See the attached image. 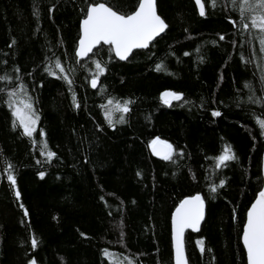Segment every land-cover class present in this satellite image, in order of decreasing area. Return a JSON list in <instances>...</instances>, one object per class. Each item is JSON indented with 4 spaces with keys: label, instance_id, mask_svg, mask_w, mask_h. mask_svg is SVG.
Segmentation results:
<instances>
[{
    "label": "trees",
    "instance_id": "1",
    "mask_svg": "<svg viewBox=\"0 0 264 264\" xmlns=\"http://www.w3.org/2000/svg\"><path fill=\"white\" fill-rule=\"evenodd\" d=\"M137 1L0 0V264H172L169 214L195 193L204 219L185 230L188 264H244L238 236L264 146L260 32L240 23L243 0H202L204 16L191 0H155L167 28L148 48L122 61L103 44L75 56L89 4L128 14ZM95 62L105 73L94 89ZM12 92L39 117L31 137ZM165 92L183 98L166 104ZM155 139L172 145L170 160L150 155ZM226 147L235 159L217 168Z\"/></svg>",
    "mask_w": 264,
    "mask_h": 264
},
{
    "label": "snow or ice",
    "instance_id": "2",
    "mask_svg": "<svg viewBox=\"0 0 264 264\" xmlns=\"http://www.w3.org/2000/svg\"><path fill=\"white\" fill-rule=\"evenodd\" d=\"M196 3L199 6V14L204 16L206 14L205 4L202 0H196ZM208 3L209 6H215L216 0H208ZM243 3L247 7L241 8V12L246 13L247 17L246 19H242L240 23L243 24L245 30L250 28L258 30L260 32V43L264 46V0H243ZM232 23L235 25L237 21L233 20ZM166 28L167 24L156 12L155 0H139L137 10L131 14L120 13L111 6H106L104 3L91 5L86 10V18L82 22V36L79 40V48L76 56L82 60L88 57L94 48L103 44L111 46L115 56L120 60H127L134 49L148 48L150 43L164 32ZM224 38L223 35L220 36L221 40ZM55 67L61 73L65 71L59 60L56 61ZM95 68L97 72L91 79V87L94 89L98 87L99 76L105 73V68L100 62H95ZM161 68V65H157V71L161 70ZM63 78L68 79L67 76ZM68 82L71 83V80H68ZM16 95L15 92L9 93L10 106L15 105L16 102L11 101V97ZM169 98L181 100L183 97L181 94L174 92H165L162 94V99L166 104L169 103ZM113 103L114 101L110 99L107 105L103 107L107 109V106ZM129 103L130 101H125L121 104L117 101L115 102L114 110L127 113L130 110L128 107ZM19 104L22 107L15 106L12 114L19 121V126L23 129L24 135L31 137L36 130L39 117L35 115L30 102L21 100ZM212 115L220 116V113L213 112ZM105 118L111 126L112 110L106 111ZM120 120H123L122 116ZM258 123L262 129V134H264V120L258 121ZM158 144L162 145L165 151L162 153L157 151L156 146ZM43 147L47 149V144L45 143ZM152 148L153 153L160 155L162 159L170 160L172 158V145L157 139L152 142ZM41 154L44 153L42 152ZM54 156V152L47 151L49 160ZM234 159L235 155L229 147H226L223 154L218 157L217 168L224 165L227 161ZM10 167L11 165H9ZM40 175L43 178L44 174L41 173ZM7 179L15 186L16 179L12 174L9 173ZM220 187H223V182H221ZM211 191L216 192L217 188L213 187ZM15 195L17 199L20 198L19 191H16ZM21 207L23 206L21 205ZM27 214V211H25L26 216ZM203 219L204 200L199 195L184 200L176 209L172 219L175 264H188L185 255L184 233L186 229L199 231ZM197 243L201 246V252H203L204 241L200 240ZM242 243L246 249L248 264H264V191L259 193L258 198L247 213V222L243 229ZM32 247L34 249L37 247V240L35 238L32 239ZM32 264H36V261L33 260Z\"/></svg>",
    "mask_w": 264,
    "mask_h": 264
},
{
    "label": "water",
    "instance_id": "3",
    "mask_svg": "<svg viewBox=\"0 0 264 264\" xmlns=\"http://www.w3.org/2000/svg\"><path fill=\"white\" fill-rule=\"evenodd\" d=\"M194 7H195V10L197 12L198 15L199 14V6L197 5L196 3V0H191ZM138 3H139V0L137 1V4L135 6V8L128 14H131L133 13L135 10H137V7H138ZM96 4H99L98 3H94V4H89L86 9H85V12H84V15L83 17L78 21V25H77V29H78V36H77V39H76V43H75V48H74V54L76 56V52L79 48V40L82 36V22L83 20L86 18V10L88 9L89 6L91 5H96ZM110 49H111V46H109ZM135 50V49H134ZM111 52H112V55L114 56L115 59L117 60H120L118 57L115 56V53L114 51L111 49ZM77 57V56H76ZM79 58V57H78ZM122 61V60H120ZM92 79V78H91ZM91 79L89 80V86L90 88L91 87ZM163 94V93H162ZM157 140V139H155ZM154 141V140H153ZM150 142L149 146H148V152L150 153L151 156L155 157V158H161L160 155H156L153 153V148H152V142ZM161 141V140H160ZM157 148V151L159 152H163L165 151L163 149V146L162 145H157L156 146ZM259 170H260V178H261V183H260V187L259 189L256 191L255 195L253 196L252 200L250 201V203L248 204V206L246 207L245 211H244V217H243V222H242V225H241V229H240V233H239V236H238V239H239V243L241 245V248H242V251H243V256H244V264H248V260H247V254H246V249L244 248V245L242 243V234H243V229L246 225V222H247V213L248 211L251 209V206L253 203H255L256 199L258 198L259 196V193L261 191H264V146L260 152V158H259ZM198 194L195 193V194H192V195H188V196H184L182 198L179 199V201L176 203V205L172 208L170 214H169V240H170V250H171V263L172 264H175V243H174V239H173V225H172V219H173V216L175 215V212H176V209L180 206V204L186 200V199H191L195 196H197ZM202 222V221H201ZM186 230H189V231H192L191 229H186Z\"/></svg>",
    "mask_w": 264,
    "mask_h": 264
},
{
    "label": "rangeland",
    "instance_id": "4",
    "mask_svg": "<svg viewBox=\"0 0 264 264\" xmlns=\"http://www.w3.org/2000/svg\"><path fill=\"white\" fill-rule=\"evenodd\" d=\"M15 106H19V105H14V106H12V108H11V111H12V113H13V111H14V107ZM20 107H22V106H20ZM16 119V118H15ZM17 122L19 123V121L17 120ZM22 129V128H21ZM22 131H23V129H22Z\"/></svg>",
    "mask_w": 264,
    "mask_h": 264
}]
</instances>
